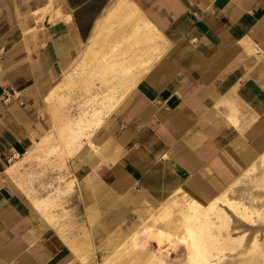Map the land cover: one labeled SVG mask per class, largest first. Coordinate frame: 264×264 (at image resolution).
I'll return each instance as SVG.
<instances>
[{
  "label": "crops",
  "instance_id": "0c3cea01",
  "mask_svg": "<svg viewBox=\"0 0 264 264\" xmlns=\"http://www.w3.org/2000/svg\"><path fill=\"white\" fill-rule=\"evenodd\" d=\"M101 85L52 133L55 99ZM58 144L61 160L48 155ZM259 154L264 0H0V264H83L56 201L16 177L43 155L86 233L121 207L163 202L128 240L176 192L207 203Z\"/></svg>",
  "mask_w": 264,
  "mask_h": 264
},
{
  "label": "rangeland",
  "instance_id": "374dc122",
  "mask_svg": "<svg viewBox=\"0 0 264 264\" xmlns=\"http://www.w3.org/2000/svg\"><path fill=\"white\" fill-rule=\"evenodd\" d=\"M75 66L73 62L69 68L71 73H77L78 68ZM72 76L74 75L72 74ZM104 90L105 87L101 85L97 90L92 88L84 92L80 89H72L66 92L65 95L61 94L58 101H55L56 99L53 101L59 114L58 120L53 123L52 133L56 132L57 123L61 124V122L73 121L79 118L82 113L89 112L92 105L90 101L91 95L99 94ZM67 104L71 105V109L66 111L65 106ZM58 145L60 151L56 150L55 154L48 155L61 160L59 157L65 156L66 152L63 151L62 144ZM44 155L42 161L37 160L34 164L26 165L16 177L20 178L23 173L20 181L28 186V189L34 196L40 198L48 197L49 200L56 201L57 205L53 207L57 215L56 225L65 222L66 226L68 225L66 227L67 230L72 231V233L74 231L72 236L74 239L71 247L79 261L83 264H101L105 260L107 261L103 264H189L185 244L181 241L177 242L176 240L179 234L176 235L167 229L169 223L180 227L183 225V222L181 223L179 221L180 218L177 214L173 215L171 222H169V219L161 221L157 218V215L160 213L159 210L158 214L151 216L145 222L140 231L133 233L135 235L133 239H131L133 234L128 240L127 238L125 239L130 229L137 222V219L145 215V209L153 212L163 202L152 205L147 203L121 207L119 211L114 212L112 216H108L106 221H102L97 226L92 225V222H90L87 233L85 229L79 227L81 225L83 226L80 222L76 224L69 222L71 214L65 211L63 203L64 198L72 190L71 192H67L66 184L64 183L66 178L60 174L47 175L51 162L48 158H44ZM60 177H63V179H59ZM263 180L264 154L262 156L259 154L258 163L254 167L252 166L251 169L245 171L240 179L233 184L232 188L220 191L226 192L228 199L236 201L237 203L239 202L249 209L258 210L260 218L255 217L253 219L254 223L249 222L248 224H243L233 212H229L223 206L221 208V202L216 204L215 208H217V212L214 211L213 214L212 212H208L207 216L212 223V227L210 228L211 234L216 235V237L220 234L221 236L219 238L217 237L220 242L217 240L212 243L207 242L208 254L206 255L207 261L204 264H264ZM58 194L61 199L55 197ZM208 203H212L211 200ZM205 204L203 203L202 205ZM75 213L79 215L78 212ZM115 216L118 220L112 223V219ZM191 223L196 224V221L194 220ZM112 225L114 226L112 227ZM106 226L108 230L104 229ZM218 226H221L219 234H217L218 231L216 230ZM93 227L95 228L92 231ZM220 237L222 239L229 238L234 240H231L226 245ZM124 239L126 242H123L114 252L119 242ZM158 243H161V246H158ZM90 248H92V255Z\"/></svg>",
  "mask_w": 264,
  "mask_h": 264
},
{
  "label": "bare ground",
  "instance_id": "6f19581e",
  "mask_svg": "<svg viewBox=\"0 0 264 264\" xmlns=\"http://www.w3.org/2000/svg\"><path fill=\"white\" fill-rule=\"evenodd\" d=\"M172 196L171 199L161 207L157 218L161 221L169 219V222H171L174 214L179 216V221H181V223L183 222V225L180 227L175 226L173 223H169L167 229L176 235L179 234L177 237L179 240H176L177 242L181 241L185 244L189 264H204L207 261L206 255L208 254L207 242L212 243L215 240L220 242L218 238L221 236L219 234L221 226L216 228L218 231L217 234H219L217 235V238L216 235L211 234L210 228L212 227V223L207 216L208 212H212V214L214 211L217 212L215 205L219 202H221V208L223 206V208L229 212H233L243 224H248L249 222L254 223L253 219L255 217L260 218L258 210L249 209L241 205L239 202L237 203L236 201L228 199L226 192H218L210 199L212 203H206L205 205L198 203L194 199H186L184 192L179 195L178 191L173 197ZM226 218L228 219V217ZM194 220L196 221V224L191 223ZM222 240L228 245L231 240L234 239L227 238ZM157 245L161 246V243H158Z\"/></svg>",
  "mask_w": 264,
  "mask_h": 264
}]
</instances>
